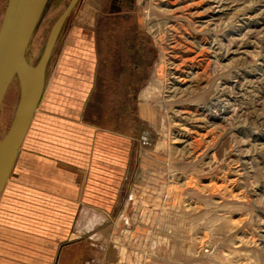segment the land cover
Returning a JSON list of instances; mask_svg holds the SVG:
<instances>
[{"label":"rangeland","instance_id":"obj_1","mask_svg":"<svg viewBox=\"0 0 264 264\" xmlns=\"http://www.w3.org/2000/svg\"><path fill=\"white\" fill-rule=\"evenodd\" d=\"M69 1L47 0L25 49L30 66ZM119 3L110 13L109 0H78L52 44L0 193V264H97L110 253L115 264H264V0ZM108 19L135 36L128 70L105 68ZM87 83L82 102L73 94ZM19 95L15 76L0 138ZM47 116L90 126L89 168L56 160L57 174H34V160L50 157L32 142Z\"/></svg>","mask_w":264,"mask_h":264},{"label":"water","instance_id":"obj_2","mask_svg":"<svg viewBox=\"0 0 264 264\" xmlns=\"http://www.w3.org/2000/svg\"><path fill=\"white\" fill-rule=\"evenodd\" d=\"M46 2L47 0H7L0 23V104L15 76L20 84V95L12 122L0 138V193L40 101L52 44L78 0L69 1L52 25L38 63L30 66L24 58V53Z\"/></svg>","mask_w":264,"mask_h":264},{"label":"crops","instance_id":"obj_3","mask_svg":"<svg viewBox=\"0 0 264 264\" xmlns=\"http://www.w3.org/2000/svg\"><path fill=\"white\" fill-rule=\"evenodd\" d=\"M77 32L78 30H75L73 33L74 37L71 38L72 44L78 41L77 35H76ZM85 38H86V41L83 43V47L89 50L92 47L91 45L92 35L90 31L85 32ZM84 52H85V49H84ZM84 75H83V80H85V83H86L87 80L89 79H88V75L86 74ZM90 88L91 87H89V84L87 83V88H82L80 90L74 91L73 95L80 96V98L82 97V99L80 100H82L83 102V98L84 96H88L90 92ZM77 100L75 99L72 101L71 110L73 111L74 110L78 111L82 105V103ZM35 112H34V115H35ZM34 115H33L32 121L30 123V126L26 134H28L32 126ZM48 117H50V119H46V120L40 119L38 123V131L36 133H37V137H39L38 140H41V141H38L35 139V141H32V142L33 144L34 143L37 144V147H39L38 149H41V150L43 149L45 152H47V154H49L50 157L49 158L40 157L39 159L34 160V163H35L34 171L36 172V173L34 172V174L44 175L45 174L44 171L48 170V174L51 177L52 172L56 170V168L52 170L54 161L56 160L57 161L63 160L66 163H70L71 166H76L78 168H80L81 165L84 166V162L86 160V166L88 165L87 168H89L90 164L92 163V158L91 156H88L87 154H85L83 149H84V146L86 147V144H88L89 135L91 131L90 126L83 124L82 122L75 119L76 116L74 117L72 116L71 120H66V121L59 120V119L57 120L56 118L53 119L51 116H47V118ZM26 136L27 135H25V139H26ZM118 140H116V142H119L122 144H127L128 142L127 140L125 141H123L122 139H118ZM116 162H117L116 166L115 164H113V167L116 169L117 174L120 176L123 171L121 167L122 165H121L120 156H118V159ZM57 172L58 171H54V174H57ZM110 254L107 256L103 255L102 260H98L97 264H115L114 259L111 258Z\"/></svg>","mask_w":264,"mask_h":264},{"label":"flooded vegetation","instance_id":"obj_4","mask_svg":"<svg viewBox=\"0 0 264 264\" xmlns=\"http://www.w3.org/2000/svg\"><path fill=\"white\" fill-rule=\"evenodd\" d=\"M122 4L119 0H109L110 13L119 12ZM103 30L102 43L103 52L102 59L106 65L107 73H111V69L116 64L121 71L127 69V64H131L136 58L135 36L130 29H125V25L106 20L101 26ZM136 69V66L134 67ZM128 70V69H127Z\"/></svg>","mask_w":264,"mask_h":264},{"label":"bare ground","instance_id":"obj_5","mask_svg":"<svg viewBox=\"0 0 264 264\" xmlns=\"http://www.w3.org/2000/svg\"><path fill=\"white\" fill-rule=\"evenodd\" d=\"M150 90H151V88L147 89V91L142 95V97L146 99Z\"/></svg>","mask_w":264,"mask_h":264}]
</instances>
